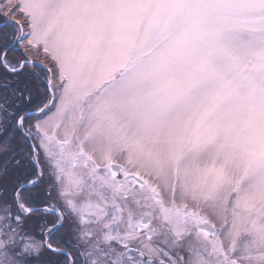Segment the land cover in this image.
<instances>
[{
    "label": "snow or ice",
    "instance_id": "1",
    "mask_svg": "<svg viewBox=\"0 0 264 264\" xmlns=\"http://www.w3.org/2000/svg\"><path fill=\"white\" fill-rule=\"evenodd\" d=\"M0 264H264V0H0Z\"/></svg>",
    "mask_w": 264,
    "mask_h": 264
}]
</instances>
